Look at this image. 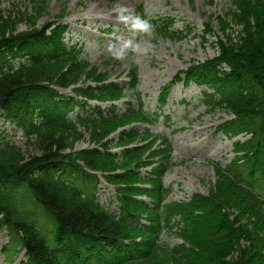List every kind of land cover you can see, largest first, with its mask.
I'll return each instance as SVG.
<instances>
[{"label": "trees", "instance_id": "16d2710c", "mask_svg": "<svg viewBox=\"0 0 264 264\" xmlns=\"http://www.w3.org/2000/svg\"><path fill=\"white\" fill-rule=\"evenodd\" d=\"M229 1L218 57L186 75L212 91L203 93L205 105L232 116L221 131L240 139L232 160L216 163L208 195L188 202L164 203L174 190L162 180L174 166L169 138L134 125L158 121V112L127 102L121 113L114 106L105 116L92 105L122 99L128 84L90 68L83 45L66 41L67 24L0 31V119L38 150L27 156L0 131V231L7 229L15 244L3 248L7 264L22 251L27 261L20 264H264V1ZM142 18L156 38L181 40L192 32L175 29L171 16ZM130 76L138 99L134 68ZM77 125L93 126L95 147L68 152L66 133ZM120 129L117 140L105 141ZM116 160L123 166L108 170ZM92 172L116 187L120 216L97 203L99 177ZM174 231L183 244L161 241Z\"/></svg>", "mask_w": 264, "mask_h": 264}, {"label": "rangeland", "instance_id": "374dc122", "mask_svg": "<svg viewBox=\"0 0 264 264\" xmlns=\"http://www.w3.org/2000/svg\"><path fill=\"white\" fill-rule=\"evenodd\" d=\"M212 1L213 3L210 0H0V28L4 27L0 31L9 27V33H16L17 30L29 33L51 23L68 24L71 32L66 35V41L83 43V59L90 63V68L107 73L111 81L127 82L131 66H136L144 106L154 111L160 93L170 86L178 74L217 56L218 51L213 45L215 37L207 36L204 39L203 31L212 16H219L210 30L218 36L225 33L220 18L228 11L230 2ZM122 5L132 15L144 10L151 18L175 16L177 29L190 25L194 33L180 42L169 38L156 39L150 34L134 36L130 27L117 18V9ZM128 39L137 40L142 47L148 46V53L140 56L128 52L124 59H115L112 50ZM129 96L117 103L119 110L123 109L124 101L135 102L134 97L131 94ZM106 106L109 105H104ZM163 112L170 117L168 122L161 119L139 127L141 130L148 127L153 134H169L176 130L172 137V157L176 165L163 178L166 185L174 186L172 200L183 201L196 193L207 194L211 184L216 181L211 162L225 165L232 158L231 142L217 133V127L228 117L225 113H208L199 103V89L194 85L183 87V83H178L171 89ZM8 126L0 120V131L6 130L14 135L17 146L27 156L38 153L33 143L22 137L21 131H7ZM94 133L93 126L77 125L76 130L66 133L67 144L70 146L67 151L95 147ZM110 139L117 140V134H111L105 141ZM115 149L117 148L112 150L116 151ZM120 162H109L107 169L121 168L123 164H118ZM100 188L101 200L110 202V209L113 210L118 206L115 187L108 186L103 181ZM8 241L9 236L2 233L0 264H6L1 249ZM162 241L170 242L173 246L181 243L173 234H165ZM22 259L23 257L20 258ZM18 262L19 260L14 264Z\"/></svg>", "mask_w": 264, "mask_h": 264}, {"label": "clouds", "instance_id": "9594fccd", "mask_svg": "<svg viewBox=\"0 0 264 264\" xmlns=\"http://www.w3.org/2000/svg\"><path fill=\"white\" fill-rule=\"evenodd\" d=\"M117 18L121 23L128 25L134 36L139 34H151L154 31L153 24L145 18L132 15L126 6H121L116 12ZM128 52L136 53L140 56L148 53V46L142 47L135 39H128L118 48L112 50V55L117 60L125 58Z\"/></svg>", "mask_w": 264, "mask_h": 264}]
</instances>
